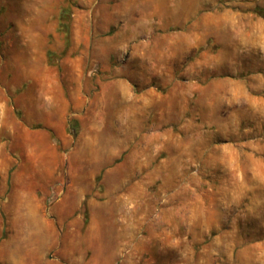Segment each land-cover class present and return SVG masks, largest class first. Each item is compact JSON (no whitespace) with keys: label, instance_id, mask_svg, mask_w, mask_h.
<instances>
[{"label":"rangeland","instance_id":"374dc122","mask_svg":"<svg viewBox=\"0 0 264 264\" xmlns=\"http://www.w3.org/2000/svg\"><path fill=\"white\" fill-rule=\"evenodd\" d=\"M25 261L264 264V0H0V264Z\"/></svg>","mask_w":264,"mask_h":264},{"label":"trees","instance_id":"16d2710c","mask_svg":"<svg viewBox=\"0 0 264 264\" xmlns=\"http://www.w3.org/2000/svg\"><path fill=\"white\" fill-rule=\"evenodd\" d=\"M65 13H66L65 17H66V18H69V15H68L69 11H68V10H64V11H63V16H64ZM63 19H64V18H63ZM65 29L68 30V27L66 26ZM73 127H74V129H76V127H77L76 122L73 123Z\"/></svg>","mask_w":264,"mask_h":264},{"label":"crops","instance_id":"0c3cea01","mask_svg":"<svg viewBox=\"0 0 264 264\" xmlns=\"http://www.w3.org/2000/svg\"><path fill=\"white\" fill-rule=\"evenodd\" d=\"M74 122H76V124L78 125V122L77 121H74ZM41 238V237H40ZM25 264H35V262H32V261H25Z\"/></svg>","mask_w":264,"mask_h":264}]
</instances>
